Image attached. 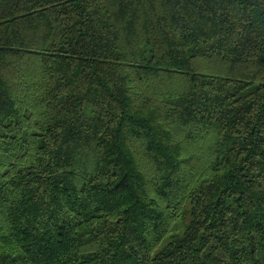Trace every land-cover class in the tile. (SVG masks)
<instances>
[{"label": "trees", "instance_id": "trees-1", "mask_svg": "<svg viewBox=\"0 0 264 264\" xmlns=\"http://www.w3.org/2000/svg\"><path fill=\"white\" fill-rule=\"evenodd\" d=\"M0 264H264V0H0Z\"/></svg>", "mask_w": 264, "mask_h": 264}]
</instances>
